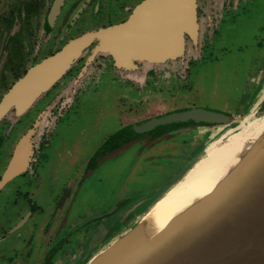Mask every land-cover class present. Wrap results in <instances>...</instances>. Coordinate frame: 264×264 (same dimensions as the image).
<instances>
[{
    "label": "rangeland",
    "instance_id": "rangeland-1",
    "mask_svg": "<svg viewBox=\"0 0 264 264\" xmlns=\"http://www.w3.org/2000/svg\"><path fill=\"white\" fill-rule=\"evenodd\" d=\"M21 1L0 0V23ZM215 2L197 0L198 33L194 38L186 35L181 57L161 64L138 61L124 70L113 69L107 63L105 66L103 55L83 71L94 49L91 44L71 70L27 111L21 115L11 111L0 120L1 177L14 146L32 124L38 121L35 137L39 141L50 121L70 109L58 118L48 136L44 150L50 157L45 169L38 172L40 149L35 156V168L30 170L35 173H27L31 176L29 180H25L26 174L19 173L0 188V264H39L42 260L45 264H85L134 225L168 187L205 155L209 143L219 144L239 134L247 137L248 144L252 142L251 133L264 119V0H248L246 9L233 17L236 3L216 11L211 9ZM109 22L78 21L77 26L84 25L65 31L67 23L48 40L40 30V21H15L14 31L20 32L15 47L21 43L24 50L22 73L89 26ZM8 42L7 32L0 31V98L6 86L16 80L5 65ZM4 81L6 85L2 86ZM190 107L221 111L230 120L225 124H209L213 127L201 125L199 131H185L181 136L186 139L166 134L153 140L147 137L146 145L137 142L113 151L85 171V162L98 146L121 127ZM215 129L219 130L213 134ZM220 132L224 133L221 139L214 141ZM66 180L71 182L67 190L70 196L61 206V214L42 235L33 233L31 249L22 235L28 225L8 235L7 229L15 225L29 206L38 210L37 204H43L41 216L49 217L55 191L60 192ZM8 199L12 200L4 205ZM66 212L68 218L61 232L72 229L75 236L55 250L47 242L52 238L58 216ZM104 212L103 216H97ZM95 215L97 218L90 219ZM28 252L29 256H35L28 257ZM45 253H49L48 257Z\"/></svg>",
    "mask_w": 264,
    "mask_h": 264
},
{
    "label": "water",
    "instance_id": "water-1",
    "mask_svg": "<svg viewBox=\"0 0 264 264\" xmlns=\"http://www.w3.org/2000/svg\"><path fill=\"white\" fill-rule=\"evenodd\" d=\"M60 1H55L52 15ZM195 19V0H144L126 21L85 31L27 68L2 95L0 120L11 111L18 115L27 111L94 42L83 71L99 54L111 55L114 65L124 70L138 61L161 64L181 57L185 35L195 37ZM229 120L227 113L190 107L135 123L132 130L144 133L173 123L225 124ZM31 133L32 129L16 144L0 185L26 168ZM132 226L95 255H102L112 244L124 240ZM254 251L262 254L264 264V144L236 167L205 201L169 223L127 259L111 262L103 255L93 261V255L85 264H249Z\"/></svg>",
    "mask_w": 264,
    "mask_h": 264
},
{
    "label": "flooded vegetation",
    "instance_id": "flooded-vegetation-1",
    "mask_svg": "<svg viewBox=\"0 0 264 264\" xmlns=\"http://www.w3.org/2000/svg\"><path fill=\"white\" fill-rule=\"evenodd\" d=\"M55 1L56 0H22L21 3L19 5H17L15 8V9H18L20 7L22 9L21 16H17L18 15L17 12L14 11L13 12V14L15 15L14 21L28 22L29 20H32V19L40 21V30L44 34H46L48 36V40H50L51 37L56 36L58 34V32L60 31V29H62V27L64 25H66L67 23H69V26L64 27L65 31H67V29H69L71 26H72L71 28H73L74 26L79 28L81 25H84V24H81V25L77 26L78 21H111L107 24L101 23L97 26H92V27L89 26V28L82 31V32H85V31H89V30H97L99 28L107 27L110 25H114V24H118V23H121L123 21H126L132 15L134 9L144 0H61L60 3L58 4V9L52 15L51 11H52V7H53ZM235 3H236V8H234L235 12H234V14H232L231 17H233L234 15H237L242 10L246 9V5L248 3V0H216L214 7H212L211 9L216 10V11L222 10V9H225L226 5L230 7V4L234 5ZM24 6H26V8H28V7L35 8V12L33 14L26 12L24 10ZM195 9H196V19H195V21H196L195 37H196L197 33H198V21L200 19L197 0H195ZM11 10L12 9H10L9 11H11ZM42 11H43V13H42ZM39 15L41 17H39ZM215 20H216V18H213V21H215ZM222 20L223 19H221L220 21H222ZM204 21H206V19ZM4 24H5V21H1L0 31L4 30V28H5ZM14 28H15V25H13L9 31L4 30L9 35V42H8V47H7L8 54H10V51L13 50V42H12L13 38H12V36L15 33ZM186 35H188V34H186ZM186 35H185V37H186ZM95 43L96 42L92 43V45H95ZM184 47H185V45H184ZM22 51L24 53V50H22ZM103 55H106V60H105L104 64L107 63L108 66H110L113 69H121V68H118L114 65L113 58L109 54H99L96 57H94L93 60H95L98 56H103ZM105 66H106V64H105ZM6 69H8V68H6ZM9 71L14 76L13 71L12 70H9ZM25 71H24V73H25ZM22 75H20V76H22ZM4 76L5 75L3 74L2 78H4ZM13 83H11L9 86H6L7 90L10 88V86ZM1 85L5 86L6 85L5 81H4V83H1ZM53 86H55V84ZM73 101H74V99L72 100L71 105H73V103H74ZM57 105H59V104H57ZM68 110H70V109H66L65 111L59 113V115L55 119H52L50 121V123H49L50 125H48V129L46 131H44L43 137H40L39 141H37L38 139L35 137L38 121H36L37 123L32 124V126L30 127V129L33 130V133H31L30 137H29L30 142H31V152H30L29 157H28V162H27L26 168L20 173V175L26 174L24 177L26 181L29 180V178H31V176H29V174H27V173H31L30 172L31 168H35L36 160H37V157H35V156H36V153H39L40 149H42V152H40V156H39V165L40 166H39L38 172L45 169L44 166L47 163L46 161L50 157V156L48 157L47 152H45V150H44L48 144V142H47L48 136H50L52 129L54 127V124L56 123L58 118L61 117ZM42 112L43 111H41V113ZM40 115L41 114H39V118H40ZM5 118L6 117H4L3 119H5ZM133 124H135V123L127 124L124 127H121L114 134H111L108 138H106L98 146V148L95 150L94 154L89 158V160H87L85 162V166H86L85 171L90 169V167H94L96 165L97 161L102 160L105 155L112 153L113 151H116L119 149H125L126 147L131 146L132 144H136L137 142H142V143H140V145H146L144 142L149 141V139L150 140H153V138L158 139L159 137H161L162 135H165V134L166 135L179 136L182 139H186V137L185 138H184V136L182 137L181 134H183L185 131H188V130L189 131H191V130L198 131L197 126L198 125H204L202 123H193V122L180 123V124L176 123L173 125H166L165 127H156L155 129L148 131V132H144V133H136V132L124 133V132H122V130L125 127H128L129 125H133ZM158 128H162V129H158ZM156 129H158V131H156ZM145 138H147V139H145ZM173 138L175 139V137H173ZM1 139L2 138L0 137V146H1ZM36 142H39V145H38L39 147L37 146ZM15 146L12 150L10 158L8 159V161L6 163L4 171H5L7 165L9 164V162L13 156ZM50 161H51V158H50ZM4 171H3V173H4ZM33 173H35V171ZM33 173H31V174H33ZM2 174H1V177H2ZM49 176H51V175L49 174ZM1 177H0V180H1ZM69 180L63 181L64 185L62 184V186L60 187V189H59L60 192L57 193V191H55V195L51 200L54 203L53 209L51 210V214H49V217L46 216L44 218L41 216V214L44 213L45 206L41 203H38L39 201H36L38 203L37 206L38 205L40 206V208L38 209L39 211L34 206H32L33 208L32 207L30 208V206H29V210H27L18 219V221L15 223V225H12L11 227H9V229H7L8 235H10V233L12 231H14V229H16V228L18 229V228H21L22 226L28 225V230L26 232H22V235L24 234V237H23L24 240L27 239L29 241L28 246L31 249V243L33 244V242L35 240L33 233L37 232L39 235H42V233H44L47 230V228L54 225L55 218H57L58 213L61 214V211H59V210H60L61 206L64 205L63 204L64 201H67L69 196H70V190L67 191L69 186H71L70 185L71 182H69ZM8 182L9 181L4 183L3 185H0V188L3 187L4 185H6ZM48 194H52V193L49 192ZM29 197H30V195H29ZM11 200L12 199L6 200L4 205L8 201H11ZM35 200H37V199H35ZM51 201H50V203H51ZM14 202L15 201H13V205H14ZM4 205L1 208H4ZM35 211H38V212H35ZM67 218H68L67 212L65 214L63 213L62 215L58 216V221L56 222V227H55L54 233L52 235V238H49V240L47 242V244H52V246H54L53 248H55V250L58 249V247H61V246L63 247V244L68 243L75 236V232H73L72 229L69 232L68 231L65 233L61 232L62 229L64 228V225H65L64 223L66 222ZM95 218H97V217H95ZM23 219H25V220L22 222V224L20 226L16 227V225L20 221H22ZM88 222H90V219L85 221L84 223H82L81 226H83L84 224H86ZM77 229L78 228H76V230ZM15 236L18 237V235H15ZM15 236H12V237H15ZM19 239H21V237H19ZM28 246H27V248H28ZM55 246H57V247H55ZM30 249H29V252H30ZM29 252L27 255L28 257L32 258L35 256V254L29 256ZM52 253H53V251H51L50 254H52ZM48 254L49 253H45L44 256L48 257ZM39 264H45V263H43V260H42Z\"/></svg>",
    "mask_w": 264,
    "mask_h": 264
},
{
    "label": "bare ground",
    "instance_id": "bare-ground-1",
    "mask_svg": "<svg viewBox=\"0 0 264 264\" xmlns=\"http://www.w3.org/2000/svg\"><path fill=\"white\" fill-rule=\"evenodd\" d=\"M223 134L214 141L221 139ZM251 134V144L247 143L246 136L240 134L219 144L209 143L205 155L154 201L134 223L127 237L112 244L102 255L94 254L93 261L104 255L106 259L113 260L111 262H122L169 223L205 201L236 167L264 144V119ZM249 264H263L262 254L259 251L252 252Z\"/></svg>",
    "mask_w": 264,
    "mask_h": 264
},
{
    "label": "trees",
    "instance_id": "trees-1",
    "mask_svg": "<svg viewBox=\"0 0 264 264\" xmlns=\"http://www.w3.org/2000/svg\"><path fill=\"white\" fill-rule=\"evenodd\" d=\"M27 6V5H26ZM26 6H24V10L26 12H29L30 14H33L35 12V8H26ZM26 8V9H25ZM16 11L17 12V16H21V11L22 9L19 7L18 9H12L11 11H9L8 13H6L4 16V20L5 24H4V30L9 31L10 28L14 25V19H15V15L13 14V12ZM20 23H22L23 21H19ZM3 30V31H4ZM20 32H15L12 36V42L13 45L15 47V44L17 43V39L19 38ZM23 46L21 45V43H19V45H17L12 51H10V54H8V58H6L5 61V65L6 68H8L9 70L13 71L14 77L17 79L18 77H20V75H22L23 70H21L20 68L23 66ZM22 73V74H20ZM188 123V122H186ZM204 125H209L210 123H204V122H200ZM176 124V123H173ZM173 124H167V125H173ZM180 124V123H178ZM132 126L133 125H129L128 127H125L122 132L124 133H128V132H134L132 130ZM166 125H162V126H157V127H165Z\"/></svg>",
    "mask_w": 264,
    "mask_h": 264
},
{
    "label": "crops",
    "instance_id": "crops-1",
    "mask_svg": "<svg viewBox=\"0 0 264 264\" xmlns=\"http://www.w3.org/2000/svg\"><path fill=\"white\" fill-rule=\"evenodd\" d=\"M214 125H208V127H213ZM201 127V125H198L197 126V128H198V131L200 130L199 128ZM204 130H206V128H204ZM217 130H219V129H215L214 131H213V134L214 133H216L217 132ZM220 130H221V128H220ZM221 133V132H220ZM222 134V133H221ZM121 233H123V232H121Z\"/></svg>",
    "mask_w": 264,
    "mask_h": 264
}]
</instances>
